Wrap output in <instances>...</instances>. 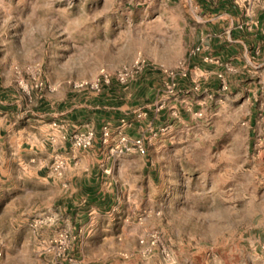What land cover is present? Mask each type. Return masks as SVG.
<instances>
[{"label":"rangeland","instance_id":"1","mask_svg":"<svg viewBox=\"0 0 264 264\" xmlns=\"http://www.w3.org/2000/svg\"><path fill=\"white\" fill-rule=\"evenodd\" d=\"M162 3L0 0V241L13 243L15 219L31 189H20L16 149L6 140L20 135L24 125L26 135L34 131L27 121L38 119L32 110L43 94H98L75 84L94 80L102 69L114 74L139 56L150 66L173 68L188 58L199 14L186 9L164 13ZM250 61L242 69L232 62L227 89H220L219 80L214 91L207 85L209 92L204 91L203 77L199 90L190 86L196 102L167 107L168 122L179 125L174 108L183 124L165 153L151 155L160 171L156 184L142 193L135 188L134 173L120 175L119 195L128 198L131 192L135 201L115 203L114 214L105 217L98 233L121 241L118 234L124 230L138 231V247L116 256L119 264H264L248 240L250 227L264 216V62ZM182 92L188 94L183 89L177 98ZM172 129L162 134H172ZM29 229L34 233L26 231L24 237L32 258L39 249L41 257L46 254L45 264L49 236L35 239L39 230L30 224ZM152 232L159 233L168 256L159 249L141 251L142 238ZM70 236L71 247V231Z\"/></svg>","mask_w":264,"mask_h":264},{"label":"crops","instance_id":"2","mask_svg":"<svg viewBox=\"0 0 264 264\" xmlns=\"http://www.w3.org/2000/svg\"><path fill=\"white\" fill-rule=\"evenodd\" d=\"M162 4L164 13H181L186 9L199 14L196 16L197 24L193 27L191 37L193 45L203 42L204 48L201 53L190 57L189 63L194 74L197 72L195 67H199L204 73V87L207 85L208 90L214 91L219 84L216 71L221 67L205 62L203 55L210 54L231 61L240 69L245 67L246 62H251V59L264 62V0H256L252 6L259 19V26L254 30L237 27L246 16L245 8L238 6L235 0H163ZM232 30L240 35L232 37ZM216 45L223 47L216 50ZM154 60L157 61V58ZM161 75L160 70L148 66L128 85L113 80L112 83L104 85L98 94L74 93L72 90L62 98L43 94L32 110L34 117L38 119L27 121L34 124L35 132L26 135L24 125L20 135L14 134L6 140L7 146L14 144L16 149L13 158L20 173L17 178L20 189H31L27 203L15 219L17 226H14V241L17 243L9 241L7 245L0 241V248L5 253L0 264H44L46 254L41 257L37 253L39 249H35L36 257L32 258V251L26 244L24 233L27 231L32 234L33 231L29 229L31 216L38 209L46 207L60 213L59 227L70 229L73 235L70 250L81 260V264H119L116 256L134 246V249L138 247L139 234L136 229L119 233L121 241L107 236V233H98H101L105 217L114 214L115 203L126 205L127 202L135 201L132 200L131 192L128 198L125 193L119 195L118 184L123 182L120 175L134 173L135 188L142 193L153 183L156 184L160 171L151 155L165 153L168 142L178 139V128L182 126L183 120L179 117V125H174L172 134H161L149 139L152 129L170 120L168 108L179 105L183 107L184 104L191 103V100L196 102L195 93H191V76L180 77L178 91L184 89L188 94L182 92L180 98H173L168 108L159 112L148 108L146 116L137 117V109L148 106L158 97ZM208 75L209 80L206 78ZM243 86L245 87L244 83ZM207 88L204 91H208ZM122 118L130 122L123 127L125 133L131 137L146 138V152L111 151L117 138V126L121 124ZM106 124L111 127L108 143H104L101 137L102 127ZM89 127L96 131L94 144L87 149L73 146L69 135ZM55 154L64 155L68 161L62 176H55L50 172V162ZM129 187L131 188L130 185ZM55 229L56 227L42 228L37 232L39 235L35 232L34 238L40 235L49 236ZM263 239L264 216H260L250 227L248 240L253 254L262 258L264 250L260 243Z\"/></svg>","mask_w":264,"mask_h":264},{"label":"built area","instance_id":"3","mask_svg":"<svg viewBox=\"0 0 264 264\" xmlns=\"http://www.w3.org/2000/svg\"><path fill=\"white\" fill-rule=\"evenodd\" d=\"M255 2L256 0H235V3L238 6L245 8L244 11L246 16L245 19L238 23V28L242 30H254V28L259 26V19L252 9V6ZM203 48V42L193 45L188 52V59L176 66V68L164 65L159 67L155 66V68L160 70L162 76L164 77L162 81V88L159 90V95L155 101L150 103L148 106L136 110L137 117L146 116L148 114V108L159 112L169 107L170 101L173 98H176L179 94L178 88L180 77L189 78L191 76L192 88L194 90H199L201 88V78L204 76V73H202L199 67H195L194 69H196L197 72L194 74L190 66L189 59L190 57L201 53ZM203 60L205 62L215 63L221 67V69L216 71V75L220 80V89H227L228 82L226 79V74L234 71L232 62L223 60L210 54L203 55ZM150 65L151 64L147 58L139 56L135 61H133V63L122 66L114 74L102 69L94 80H82L75 84V87L80 90L89 89L92 91L101 92L104 85L110 84L113 79L122 85H128L139 72H142ZM192 74H194V76H192ZM172 109V116L175 117L174 119H179L177 110L174 108ZM129 123V120L126 118L121 119V124L117 126L116 141L114 145L111 146L112 152H146L147 143L144 136L131 137L124 132L123 127ZM173 126V122H168L166 124L160 125L158 128L152 129L149 139L155 138L165 131L172 129ZM95 137L96 131L92 127H89L86 130H76L72 132L69 135V140L73 146L87 149L94 144ZM101 137L104 143H108L110 141L111 127L109 125L106 124L102 127ZM67 164L68 161L64 155L55 154L50 162V172L55 176H62ZM142 219L143 215H140L138 220ZM60 220V213L52 209H45L35 212L30 218L29 224L35 231L45 227H56L55 231L45 240L46 252L50 253V257L47 259L45 264H81V260L70 250V231L64 227L58 226ZM141 243H143L141 251L144 253H152L156 249H159L163 255H169L168 249L166 245L162 243L158 232H152L149 234L148 238H142ZM260 247L262 250H264V239L261 241ZM3 257L4 250L0 248V262L2 261Z\"/></svg>","mask_w":264,"mask_h":264},{"label":"trees","instance_id":"4","mask_svg":"<svg viewBox=\"0 0 264 264\" xmlns=\"http://www.w3.org/2000/svg\"><path fill=\"white\" fill-rule=\"evenodd\" d=\"M240 34L239 33H233V30H232V37H237V36H239ZM223 46H221V45H216V50H221V48H222ZM9 90V88H5V91L7 92ZM10 92H8V94H9Z\"/></svg>","mask_w":264,"mask_h":264}]
</instances>
